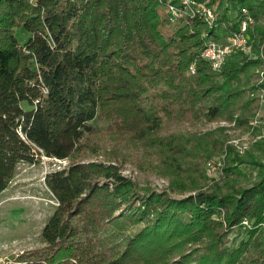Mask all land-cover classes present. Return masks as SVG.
<instances>
[{
  "label": "trees",
  "instance_id": "trees-1",
  "mask_svg": "<svg viewBox=\"0 0 264 264\" xmlns=\"http://www.w3.org/2000/svg\"><path fill=\"white\" fill-rule=\"evenodd\" d=\"M193 1L215 5L210 24L171 19L181 0H0V192L20 163L66 161L44 176L57 205L20 264H264L263 125L243 150L222 128L171 130L260 120L264 0ZM242 8L250 53L213 70L201 52ZM125 164L170 187L139 186Z\"/></svg>",
  "mask_w": 264,
  "mask_h": 264
},
{
  "label": "rangeland",
  "instance_id": "rangeland-1",
  "mask_svg": "<svg viewBox=\"0 0 264 264\" xmlns=\"http://www.w3.org/2000/svg\"><path fill=\"white\" fill-rule=\"evenodd\" d=\"M254 79L256 78L253 76L252 83H255ZM250 97H257L260 102L259 116L261 118L257 120V123H254L256 117H254L255 115L252 116L247 129L238 128L233 122L221 120L205 125L175 124L171 130L202 132L216 131L218 128H222V132L227 137L226 143L243 150L254 141L253 133H250V130L254 129V125H263V130L262 128L257 129L258 132L262 130L261 133L264 134V100H261L263 94L260 90H256L250 93ZM250 122L252 126H250ZM218 158V156L213 157L204 166V173L208 177L217 178L215 173H212L208 168L209 164L212 165L217 162ZM65 163V160L39 156L33 163H20L16 166L14 175L7 187L0 192V257H7L15 264L18 260L17 256L25 251L42 246L41 228L57 205V202L44 185V176L53 170L62 168ZM218 163H216V169L221 166V163H219V166ZM121 173L132 178L139 186H146L156 192L167 191L170 187V183L165 178L152 173H137L129 164L123 166ZM212 181H209V183ZM243 234L242 226L234 229L228 236V243L240 239Z\"/></svg>",
  "mask_w": 264,
  "mask_h": 264
},
{
  "label": "built area",
  "instance_id": "built-area-1",
  "mask_svg": "<svg viewBox=\"0 0 264 264\" xmlns=\"http://www.w3.org/2000/svg\"><path fill=\"white\" fill-rule=\"evenodd\" d=\"M182 8H176L172 4L168 5V11L171 13V19L187 11L191 16L201 17L207 24H210L215 18V5H209L207 2H195L193 0H181ZM244 19L240 22V28L232 32L222 43L210 40L201 52V56L206 59L213 70H218L223 64L226 57L234 50H241L250 53V45L247 42V27L253 23V18L247 14L246 9H241ZM193 72V71H192ZM264 75V56L262 57V69L259 70L258 76ZM264 100V91L262 92ZM254 123H257L255 118ZM219 165V163H218ZM217 164H209L210 171L216 170ZM56 204V203H55ZM0 264H13L7 257H0ZM15 264H20L16 261Z\"/></svg>",
  "mask_w": 264,
  "mask_h": 264
}]
</instances>
